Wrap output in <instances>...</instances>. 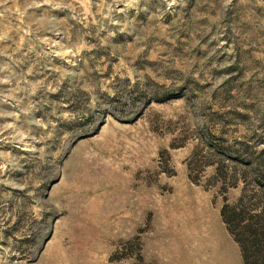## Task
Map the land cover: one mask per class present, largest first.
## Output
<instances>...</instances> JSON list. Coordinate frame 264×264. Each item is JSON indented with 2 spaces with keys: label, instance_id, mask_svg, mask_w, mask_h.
<instances>
[{
  "label": "rangeland",
  "instance_id": "rangeland-1",
  "mask_svg": "<svg viewBox=\"0 0 264 264\" xmlns=\"http://www.w3.org/2000/svg\"><path fill=\"white\" fill-rule=\"evenodd\" d=\"M224 204L264 228V0H0V264H246Z\"/></svg>",
  "mask_w": 264,
  "mask_h": 264
},
{
  "label": "trees",
  "instance_id": "trees-1",
  "mask_svg": "<svg viewBox=\"0 0 264 264\" xmlns=\"http://www.w3.org/2000/svg\"><path fill=\"white\" fill-rule=\"evenodd\" d=\"M258 175H260L261 179L263 178V174ZM240 201L241 199L237 201L236 205H234V208L238 207ZM227 209L228 205L224 204L221 208V215L224 222L226 223L228 232L233 236L235 241L238 242L240 250L242 251L245 258L246 264H260L259 260L254 259L255 257L253 255H255V253L253 252L252 248L254 246L260 247V245L264 241V228H262V223H260L259 228L249 223L247 221V218L246 221L243 219V224H241V220L240 223H238V217L241 213L236 210H232L229 212ZM261 264H264V260Z\"/></svg>",
  "mask_w": 264,
  "mask_h": 264
},
{
  "label": "bare ground",
  "instance_id": "bare-ground-1",
  "mask_svg": "<svg viewBox=\"0 0 264 264\" xmlns=\"http://www.w3.org/2000/svg\"><path fill=\"white\" fill-rule=\"evenodd\" d=\"M207 231L210 242L208 247L214 252V257H212L213 262L215 264H234L231 259V247L227 239L223 238L222 236L220 237V235L215 231Z\"/></svg>",
  "mask_w": 264,
  "mask_h": 264
}]
</instances>
